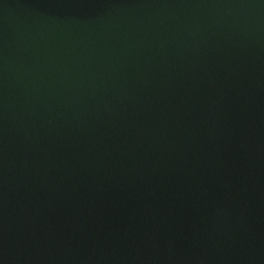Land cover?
I'll return each instance as SVG.
<instances>
[{"label":"water","instance_id":"1","mask_svg":"<svg viewBox=\"0 0 264 264\" xmlns=\"http://www.w3.org/2000/svg\"><path fill=\"white\" fill-rule=\"evenodd\" d=\"M0 264H264V0H0Z\"/></svg>","mask_w":264,"mask_h":264}]
</instances>
